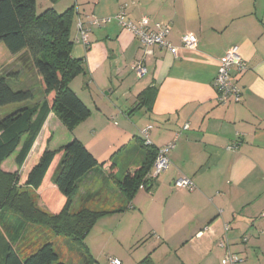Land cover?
Masks as SVG:
<instances>
[{
    "label": "crops",
    "instance_id": "1",
    "mask_svg": "<svg viewBox=\"0 0 264 264\" xmlns=\"http://www.w3.org/2000/svg\"><path fill=\"white\" fill-rule=\"evenodd\" d=\"M46 9L74 11L70 56L83 60L84 72L69 88L90 116L69 132L50 113L23 167L4 162L2 172H17L25 184L44 152L77 139L102 164L78 182L73 198L76 211L106 212L84 242L94 262L95 250L103 252L102 239L95 245L91 235L97 226L111 230L120 246L128 240L130 249L141 250L132 264L146 257L154 264H222L226 253L239 257L235 264H264V0H36L37 14ZM119 13L134 24L147 17L168 27L177 55L160 48L146 54L115 20ZM186 34L197 39L195 48H181ZM234 46L246 64L242 73L233 70L240 100L219 104L212 82ZM0 52V77L14 84L24 78L40 87L19 55H10L2 44ZM139 61L146 69L142 78L132 70ZM147 90L150 99L140 105L138 97ZM12 108L0 110V118ZM148 128L152 150L173 144L170 164L154 178L151 167L128 202L118 183L142 168L147 158L142 132ZM55 131L67 134L65 142H54ZM111 131L109 141L105 136ZM60 158L61 152L34 193L38 206L54 215L66 202L54 185ZM179 179H188L193 190L177 189ZM8 215L14 227L10 234L0 229V247L10 241L25 255L47 239L48 230L28 224L21 231L17 218ZM108 218L114 227L99 223ZM59 237L51 242L66 264L56 247ZM61 242L72 249L69 240Z\"/></svg>",
    "mask_w": 264,
    "mask_h": 264
},
{
    "label": "trees",
    "instance_id": "2",
    "mask_svg": "<svg viewBox=\"0 0 264 264\" xmlns=\"http://www.w3.org/2000/svg\"><path fill=\"white\" fill-rule=\"evenodd\" d=\"M73 9L58 14L53 9L36 12V0H0V44L12 56L31 67L39 78L41 100L38 104L31 90L14 91L5 77H0V109L13 107L0 118V165L15 154L14 162L20 170L28 158L48 116L52 113L63 127L71 132L90 116V110L69 88L70 82L84 72L83 60L70 56L72 41L70 30ZM30 68V69H31ZM150 91L138 97L140 105L149 101ZM149 98V99H148ZM144 143V142H143ZM147 149L142 168L125 175L118 187L126 201H130L139 186L145 182L157 155V150ZM61 152L54 185L66 202L58 214L41 209L35 197L56 154ZM97 166H102L77 139L57 151H46L27 176V193L16 191L18 173L0 170V229L10 234L14 215L19 229L40 224L49 229L45 239L31 253L23 255L9 241L0 247V264H64L51 242L63 236L78 248L83 264H92L84 240L96 221L106 214L102 211L74 210L73 198L77 184ZM19 192V193H18ZM33 197V198H32ZM138 264H154L146 257Z\"/></svg>",
    "mask_w": 264,
    "mask_h": 264
},
{
    "label": "built area",
    "instance_id": "3",
    "mask_svg": "<svg viewBox=\"0 0 264 264\" xmlns=\"http://www.w3.org/2000/svg\"><path fill=\"white\" fill-rule=\"evenodd\" d=\"M115 20L125 31L129 32L134 39L139 41L145 49L146 54L151 53L152 48H160L167 50L173 55H177L178 48L174 47L167 39L169 35L168 27L159 23H151L147 17H141L138 23L134 24L131 21L126 20L123 13H119L115 17ZM77 28L81 42L86 45L87 33L83 30L80 23ZM196 43L197 39L193 35L186 34L181 38V48L193 49L195 48ZM234 69L239 73L246 70V64L242 61L239 48L236 46L231 47L226 51L212 82L219 104H226L229 101L237 103L240 100V89L233 81ZM132 70L138 78H142L146 73L144 62H135L132 65ZM148 130L149 128L142 132V140L145 145L149 144ZM172 149L173 144H168L157 150V155L152 165L153 178L168 169L170 164L169 153ZM174 186L177 189L187 188L193 190V185L188 179H179ZM225 231H227V227H225ZM219 246L225 247V244L220 243ZM237 262H239V257L231 253H226L225 258L222 260V264H235ZM110 264H120V261L113 259L110 260Z\"/></svg>",
    "mask_w": 264,
    "mask_h": 264
},
{
    "label": "rangeland",
    "instance_id": "4",
    "mask_svg": "<svg viewBox=\"0 0 264 264\" xmlns=\"http://www.w3.org/2000/svg\"><path fill=\"white\" fill-rule=\"evenodd\" d=\"M40 4L41 3L39 1L38 6H40ZM30 68L29 69L27 68L29 74H31L30 70L32 71V68L31 69ZM2 71H0V72H2ZM19 81H20V83H18V84H14L12 82H8L7 85L14 91L31 90L34 93V95H35V97H34L35 100L38 99V97H39L38 93H40V91H41L39 89L40 87H39L38 84L36 85V83H34V81H32L31 84H25L26 80H24V78H20ZM28 86L31 89H28ZM4 109L5 108H2L0 110H4ZM64 133L55 131V133H54V142H56L58 144L60 142L61 143L65 142L67 134L65 135ZM105 137L108 138L109 141H110L111 139L114 138V135H113V133L111 131ZM14 158H15V154L12 155L7 160L3 161L2 164L4 162H6L7 164L10 163V161L14 162ZM13 162H11V163H13ZM1 165H0V170H1ZM15 189H16V191L20 190L19 192H22V193H27L28 192V190L25 188V184L22 183V181H18V185H16ZM103 221L104 222H99V223H105L106 227H112V226L114 227V219L108 218L107 220H103ZM109 221H111V223ZM32 224H34V223H32ZM98 225H101V224H98ZM35 226L43 228L45 230H49V229L45 228L43 225H40V224H36L35 223ZM93 227H92V229H93ZM96 229H97V226L94 229V233H92L91 235H92V237L94 239L95 245H97L99 240L102 239L103 244L101 246H103V248H102L103 252L100 251V247H98V249L95 250V253H96L95 255H96L97 260H96V262H93L92 264H110V260H113V259H116V260L120 261L121 264H132L133 261L136 258H138L137 257L138 256V252L141 251V250H138L139 248H135V246L130 249L128 240L124 242L123 246H120V244L118 243L117 237L114 238V233H112L111 230L107 229L106 231L103 230V232H102V231H98ZM59 238L61 239V241H63V239L68 241L67 238H64L62 236L59 237ZM61 241L56 247L59 250L61 256L63 257L62 260L65 261L66 264H83V260H82V257L80 255L81 251H79L76 246H73V244H72V249L69 250L68 246L65 243H62ZM85 241L86 240H84V242ZM18 251H20V250L18 249Z\"/></svg>",
    "mask_w": 264,
    "mask_h": 264
}]
</instances>
